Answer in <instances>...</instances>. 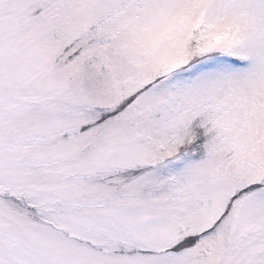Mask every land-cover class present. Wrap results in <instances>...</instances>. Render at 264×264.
<instances>
[{"label":"snow or ice","instance_id":"obj_1","mask_svg":"<svg viewBox=\"0 0 264 264\" xmlns=\"http://www.w3.org/2000/svg\"><path fill=\"white\" fill-rule=\"evenodd\" d=\"M0 264H264V0H0Z\"/></svg>","mask_w":264,"mask_h":264}]
</instances>
